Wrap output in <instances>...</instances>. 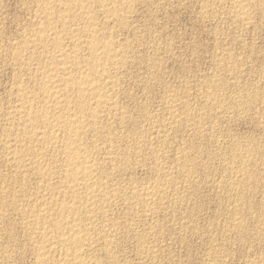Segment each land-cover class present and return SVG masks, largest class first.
Masks as SVG:
<instances>
[{
  "label": "rangeland",
  "instance_id": "374dc122",
  "mask_svg": "<svg viewBox=\"0 0 264 264\" xmlns=\"http://www.w3.org/2000/svg\"><path fill=\"white\" fill-rule=\"evenodd\" d=\"M135 1L136 0L133 1V4H132L133 7L131 6L132 7L131 10L133 9V11L134 10L135 11L134 12L130 11V17L128 15V17L130 19L128 18L127 19L128 22L126 21L129 25L126 24V22H125L124 25L119 26V28H118V26L111 28L112 24H110L109 27L111 29V32L113 30L114 33L113 32L112 33H113V35L115 34L114 37L116 36L115 37L116 39L114 38L115 41L117 43L118 42L119 43H125L126 42L128 44H131V46H130L131 49L129 48L128 54L129 55L133 54L136 56L135 57V56L131 55V56H133V57H131L128 54H127L128 56H126V58L129 57L130 60L132 59L131 60L132 62L130 60L127 61L128 59H126L127 63L128 62L129 63L128 64L126 63L125 66L123 67L122 71H121L122 72L121 75H123V74L124 75L119 76V83L121 81L122 84L120 83V85H122V87H120V85H118L117 86L118 88H116V89H118V91L116 90L117 93L118 92L119 93L123 92V93H121L122 95L118 93L117 94L118 96L116 95V97H117L116 100L118 102V105H120V103L124 104V105H120V106H122L123 108H124V106H126V108L129 111H131V114H132V115H130L131 119L134 116V119L137 121V124L139 122L140 123L137 125L136 121L135 120L133 121V119H132V121L131 120L127 121L129 118V117H127L129 115H127V114H129L130 112L128 110H126V108H125V113H126L125 114L126 115L125 120H123L121 123H119V122L118 123L117 122L112 123V124H114V126L112 125L114 128V131L116 130L114 133H117V135H119V136L121 135V137H123L122 139H121V137H118L120 141L118 139L116 141V143H118L119 146H120V144L122 145V147L120 146V149L121 148L122 149L121 150L118 149L119 146L116 144H115L114 148L113 147L105 148L108 145L107 144L104 145L103 142L102 143L100 142V143H98V146L99 145L105 146V147L103 146L104 149H101V147H99L103 151V152L102 151H100V152L104 153V154L100 153V154H98L100 157L98 155L96 157V161H98V160L101 161V163H100V161L98 162L101 166L104 163L103 161H105V162L107 161L106 157L104 160V156H105L106 151L108 152L109 150L112 149V151H110V152H113L111 155L113 161H111L109 159L111 162L110 161H107V162L109 163L108 165H111V164L112 165L114 164V165L113 166L111 165V167H112L111 168L110 166L107 165V162H106L103 165L104 168H103V166H101L102 172L104 171L106 174H107V172H109V170L111 172L107 174L108 178L104 177L105 173L104 174L100 173L102 176L100 174L99 175L106 179V182H105V179H104V181L103 180L102 181L104 182V184L106 183L105 185H107V187H106L107 191L110 190L109 193H111L112 195L116 194L115 196L118 199L116 198V200H115L114 196H113V199L115 201L112 199L109 203L104 205L103 208H101L99 210V212H96L97 214L95 215V217L93 216L94 219L95 218L98 219V221L96 219L93 220V225L95 224L94 225L95 227L94 226L93 227L94 228H96V226L98 227V228L94 229V232H96V233L102 232V233H108L109 234V232H110L109 228H111V227H112V229L114 228V232H112L113 230L111 229L110 234L113 235L115 233L114 235L117 237L114 236V238H115L114 244L115 245H113V246H115L116 248L112 247V252L113 253L115 252L116 254L120 253L121 256H120V254L116 255L115 253L114 254L112 253L113 258L108 257V259H109L108 260L107 256L105 254H103L105 256H101L102 255L101 254L102 250L100 252L101 246L98 245L94 248V250L92 252H90V259L92 262L98 261V262H96L98 264H103L102 263L103 257H105L104 258L105 259L104 264H106L108 261H109V263H113V264H119V263L120 264H207V263L208 264H252V263L253 264H260V263L264 262V260H263L264 259V250H263L264 249V236H263L264 235V206H263L264 205V195H263L264 194V182H263L264 181V160H263L264 159V148H263L264 147V0H256V1L255 0H244V1L241 0V2H240V0H238L239 3L236 2L237 6L235 3V1H237V0H235V1L234 0H208V1L207 0H146V1L145 0H139L138 2L137 1L135 2ZM203 2L205 3V5ZM230 2L231 3L233 2V3L231 4ZM245 2L246 3L248 2L247 5H249V8L245 4ZM24 3H25V5H27L28 8L26 6H24ZM241 3L245 4V10H244L245 13L248 11V9H249L248 12L251 13V14H249L247 12L246 13L247 15H242L244 17H241V15L237 16L238 18L241 17V19L242 20L244 19L245 21L244 20L241 21V19L240 18L238 19L237 17L235 18V16L239 13V10H236V9H239L237 7H240V5H242ZM0 4H1L0 5V8H1L0 9V40H2V41H0V46H1V49H3V50L0 49L1 50L0 51V104H1L0 109H2V111L0 110L1 111L0 112V119H1V118H3V113L5 112L4 113V115H5L8 111L10 112L12 107L15 105V103H13L14 101L16 102V100L14 98H17V97H13L14 94L16 96V92L14 93L15 81L17 79H19L20 77L21 78L24 77L26 79L25 76L27 75V73H24L25 71H23L24 69H22V67L19 68L20 70L18 69L17 66L20 67V65L16 64V66H15L14 61H13L14 63H11L12 62L11 61L12 56H10L11 54L9 53V49H12V47H14L15 43L17 44L19 42L20 39L18 40L17 37L20 38L22 36L23 32H25V31H26L25 33L28 32V30H29L28 28H30L31 24L34 21L31 14L34 15L35 6L32 3V0L31 1L30 0L29 1L28 0H0ZM234 4H235V6H234ZM242 6H244V5H242ZM202 7L204 8L203 10H202ZM234 7L236 8L235 11H234ZM24 8H26V9H24ZM28 9H29V12H28ZM31 11H33V13ZM131 14H133V15H131ZM134 14H136V15H134ZM227 14H228V16H227ZM234 14H236V15H234ZM246 16H248L249 19ZM245 17L247 19H245ZM31 18L33 19V21L30 20ZM131 18H132V20H131ZM100 19H101V17H99V20ZM29 21L31 22L30 25L28 24ZM130 22L133 24H131ZM25 24L27 26H25ZM126 25H128V26H126ZM121 27H124V29L123 28L121 29ZM129 27H130V31H126V30H129L128 29ZM115 28H117V29H115ZM22 29H23V32L21 31ZM114 30L116 31V33ZM123 31L124 32L126 31L127 33L126 32L123 33ZM19 32L21 33V36L19 35ZM116 34L118 36L121 35L122 38L124 37V39L121 40V36L118 37ZM134 36H136V37H134ZM139 37H140V39H139ZM118 38H120V39L118 40ZM136 39L138 40V42ZM16 40H18V41H16ZM129 42H131V43H129ZM11 43H12V45L10 46L9 44H11ZM135 43H136V47H134ZM5 44H8V45H5ZM139 44H141V45H139ZM132 45H133V47H132ZM142 45H144V46H142ZM147 45H148V47H147ZM2 46L3 47L5 46V47L3 48ZM6 47H7V52L5 51ZM132 51H133V53L130 54V52H132ZM2 52L3 53L5 52L6 54L8 53V55L9 54L10 55L8 57H6L7 55H5V53L2 54ZM139 55L141 56V58L139 57ZM133 60H134V62H133ZM144 65H146V66H144ZM128 66H129V68H128ZM16 67L20 72L16 69ZM124 68H125V70H124ZM17 71L19 73L22 72L21 74L22 75L24 74V75L19 76L20 74ZM125 71L127 72L128 75L125 73ZM147 75H149V76H147ZM210 75H211V77H210ZM12 76H14V77H12ZM124 76L125 77L128 76V77L125 78ZM120 77H124V79L120 78ZM148 78H149V80H148ZM137 79H139V80H137ZM209 79H211V80H209ZM204 80H206V81H204ZM208 83H211V84H208ZM219 83H221V84H219ZM10 84L13 86H11ZM143 84H144V86H143ZM210 85H211V87H210ZM215 85H216V87H215ZM29 86L31 87L32 84L30 85V83H29ZM11 87H12V90L10 91ZM119 89L121 90V92L119 91ZM212 92H214L216 95L213 94ZM256 92H258V93L256 94ZM8 94H11V95H8ZM171 94H172V96H171ZM9 96H11V98ZM119 96H121V99ZM118 97L120 99V102H119ZM9 98L11 100H9ZM231 99L233 102L230 101ZM236 99H238V100H236ZM166 100L169 102H167ZM8 101H11L10 102L11 104L8 103ZM168 103H170L171 108L173 107L172 110L171 109L169 110L170 106L168 105ZM8 104H10V105H8ZM161 104H163L164 106ZM210 104H211V106H210ZM255 107L258 110H256ZM7 108H9V109H7ZM141 108L142 109L145 108L146 112H145V109L143 110L145 113L142 112ZM4 109H5V111H3ZM6 109H7V112H6ZM165 109H167V110H165ZM164 110L165 111L169 110L170 112L168 111V113L167 112L166 113L167 114L170 113V114L167 115L166 113H164ZM187 110H188V112H187ZM251 110H252V112H251ZM139 112L142 113L141 114L142 116L140 115ZM152 112H153V114H152ZM194 112H197V113L195 114ZM148 113H150V114L148 115ZM183 113H184V116H183ZM143 114L144 115L146 114V115L144 116ZM154 114H155V117H154ZM187 114H188V116H187ZM209 114H211V115H209ZM156 115L159 117H157ZM171 115H174V116H171ZM167 116L171 117V118H169L170 120L166 118ZM203 116H204V118H203ZM142 117H143V119H142ZM149 117H152V118H149ZM177 117L178 118L180 117L181 119L184 117L185 120L182 119V121H181V119H177ZM148 118H149V120H148ZM155 118H156V122H155ZM144 119H145V121H144ZM151 119H152V122L155 123V125L152 122H150ZM171 119L173 120L172 122H170ZM124 121L128 124L123 123ZM161 121H163V122H161ZM174 121H175V123H174ZM186 121H188V122H186ZM177 122L178 123L181 122V123H179V124H181V126L179 124L176 126ZM185 122H186V124H185ZM115 123L117 124V126ZM129 123L132 125H129ZM134 123L138 126V128ZM141 123H143V124H141ZM144 123H146V124H144ZM170 123H171V125H169ZM124 124H125V126H124ZM120 125H122L123 127L122 126L119 127ZM149 125L150 126L153 125L154 128L153 127L149 128L148 127ZM164 125H166V126H164ZM129 126H131V127L133 126V127L131 128ZM158 126L159 127L161 126V127L158 128ZM182 126H183V128H182ZM186 126L187 127L189 126V127L187 128ZM195 126H196L195 130L194 129L192 130V128ZM0 127H1L0 132L3 133L1 131L2 126L0 125ZM113 128H112V130H113ZM118 128H121V130H123L124 132H122ZM124 128H125V130H124ZM142 128H144V129H142ZM147 128L149 129V132L147 131L148 130ZM131 129H133V131H131ZM138 129H141L142 133L139 132L140 130H138ZM197 129H198V131H197ZM134 130L136 131L137 134L135 133ZM157 130L158 131L160 130L159 131L160 133L156 132ZM144 131H147V132H144ZM190 131H191V133H190ZM119 132H120V134H119ZM125 132L129 133L130 135L132 134V132H134L131 135V139H130V135L125 133ZM166 132H167V135H169V136H167V137L165 136L166 137V139H165L164 135H166ZM187 132H189V133H187ZM1 133H0V137L2 136ZM124 133L126 135H129V137L126 136ZM135 134H136V136H135ZM161 134H162V136H161ZM133 135H134V137H133ZM140 135H142V136H140ZM125 137H127V138H125ZM143 137H144V139H142ZM145 137H147L146 140H149V141H146ZM162 137H164V138H162ZM134 138H137V140ZM127 139H130V142L132 144L130 142H128L129 140H127ZM132 139L134 141H131ZM138 139H141V142ZM143 140H145V141H143ZM160 140L162 143L160 142ZM163 140H165V141H163ZM122 141H123V143H120ZM137 142H138V144H137ZM146 142H148V143H146ZM149 142L151 143L150 146H149ZM163 142H165V143H163ZM183 142H185V143H183ZM134 143H136V146L137 145L138 146L136 147ZM141 143H145V144H141ZM125 144H127L128 146ZM133 145L135 146V148H138L141 145L143 147L145 145H147V146L145 148H143L142 146L139 147L140 148L139 156L137 153L129 152L132 155L133 154H136V155H133V158H134L133 159L132 156H130L131 154H129V157L126 160V161H128L127 162L128 165L127 164H125L126 166L122 165V163L120 162L121 159L120 160L118 159L119 162H117L118 160L116 157L119 155V153H121V155H122L125 148L126 149L129 148V149L133 150L134 149ZM168 146H169V148H168ZM0 147H2V144L0 145ZM123 147H124V149H123ZM109 148H111V149H109ZM146 148L149 150L147 151ZM151 148H154V150H151ZM250 148H252V149H250ZM255 148H256V150H255ZM2 149L3 148H1L0 151L1 152L3 151V154H2V156H0V158L4 157L3 155L5 154L4 153L5 151ZM142 149H143L144 153H142ZM155 150H156V152H155ZM159 150L161 153L157 152ZM149 151H150V153H149ZM215 151L217 154L215 153ZM247 151L251 152V153H245ZM1 152H0V154H1ZM146 152H147V154L144 155ZM162 153H164V155ZM237 153L241 156H239ZM150 154H152V156ZM185 154H186V156H185ZM243 154L246 156L242 157ZM113 155H114V157H113ZM121 155H119L118 158ZM142 155H143V159H142ZM156 155H157V157H156ZM134 156L135 157L137 156V157L135 158ZM250 156L254 157V158H252L253 160L251 159ZM5 157L3 160L7 159V157L6 158ZM138 157L141 158L142 160H144L145 163L141 159H139ZM144 157H146V158L148 157L147 158L148 161L147 160L145 161ZM179 157H181V158L179 159ZM186 157H188V158H186ZM113 158H115V159H113ZM120 158H122V156ZM157 158H159L162 161H160ZM182 158L184 160H186V159L187 160L184 161ZM239 158H241V160H239ZM129 159L132 160L131 164H129V162H131V160H129ZM1 160L2 159H0V174H2V175H0V190L2 189L1 192H3L4 194L0 192V199H1L0 204H3V205H0V206H2V207H0L1 208L0 209V223L3 219H4L3 221H5V222H6V220H8V221L6 223L2 222V224H0V229L3 228V231H2V229L0 230V233L2 232L0 234V240H2V241H0V250H3V252L0 251V253H1L0 256L2 257V259H0V261L3 262V260L5 259V260H8L9 262L4 260V262L3 263L0 262V264H10V263L11 264H33L34 263L35 264L34 255L36 254V250L38 248L36 244H38L40 246L41 245V244H39L40 240H38V238L36 239V235L34 233L36 231L35 230L32 231V229H34V227H32L33 225L31 223V221L25 220L21 216V213H19L18 210H14L16 207L14 202L16 204L18 203L19 205H17V206H19V207L20 206L26 207V205H27V207H29L32 204L34 205L35 202L33 200L35 198L33 197V195L35 193L36 194H43L44 192L46 193V191H44V190H47V188L43 185V183L40 184L41 179L37 178V176L35 178L38 180L39 183L35 182L34 181L35 179L31 180L35 176V174H33L31 172H28V174H26L27 173L26 172L25 174L27 175L28 178L25 177V180L29 179L27 181L31 182L32 184H30L28 182V185H27V183H26L27 181L25 182L26 186L24 187V191H25V193L26 192L27 193L26 194L23 193V194L27 195L30 193V195H27L28 197L25 196V198H24L22 196L23 194L21 193L22 189L17 187L19 184H20L19 187H21V182L19 184L16 183V182H19V178H17L16 172H15L16 170L15 169L13 170V168H14L13 164L8 163L6 160L4 162L2 160V162H3V164H2ZM134 160H136V162ZM154 160L156 162H153ZM230 160H231V162H230ZM114 161H115V163L117 162L116 163L117 167H116ZM137 161H140V164L142 162V164H141L142 167H141V165H138L139 162L137 163ZM183 161L185 164H183ZM238 161L239 162L242 161L244 163V165L246 163H248V164H246L245 166H242L243 163L242 162L238 163ZM133 162H135V163L133 164ZM150 162L152 163V165ZM118 163H120V164H118ZM210 163H211V165H210ZM225 163H227V164H225ZM6 164L9 166H10V164L12 165V166H10V168L8 166L9 170L6 167L7 166ZM143 164H144L145 168H144ZM154 164L158 167L160 164V166H163V167H160V169H159L158 167L154 166ZM231 164H233V165H231ZM236 164H238L237 166H239V167H237V166L235 167ZM261 164H262V166L259 167V165H261ZM118 165H121V166L119 167ZM123 166H124L125 170L122 169ZM131 166L132 167H135V166L139 167L140 166L141 169H143V170L139 169L138 167L137 168L135 167V169H136L135 170ZM147 166L148 167L152 166V167H149V168H151V169H149ZM233 166H234V168H233ZM3 167H5V168H3ZM11 167H13V168H11ZM105 167H106V169H105ZM113 167L114 168L116 167L117 169L119 168L120 171L117 170V172H118L117 173L116 170L115 171L113 170ZM128 167H131V168H128ZM187 167L190 168L189 172H188ZM240 167H242V168L239 170ZM243 167H245V168H243ZM168 168H170V169H168ZM177 168L179 170H176ZM220 168L222 171H220ZM111 169L113 170L114 173L116 172L118 174V176L116 175V173L115 174L112 173ZM126 169L128 171L125 173ZM129 169H131V170L133 169L132 170L133 172H131ZM166 169H168V170H166ZM250 169H252V170H250ZM180 170L183 173H180ZM8 171H10V173ZM121 171L124 173H122ZM147 171H148V173H147ZM159 171H160V174L158 173ZM164 171L166 173V176L164 174ZM168 172H170V173L168 174ZM186 172H188V173H186ZM216 172H218V173H216ZM29 173H31L32 175ZM194 173H195V175H194ZM212 173H215V174H212ZM243 173H245V175ZM251 173H253V174L258 173L259 175L258 176L254 175V179H253V174H251ZM3 174L4 175L6 174V175L3 176ZM8 174H12V178H15V179L17 178L18 181L16 180V181H14V183L12 182L13 183L12 184L11 181L15 180V179L11 180V176ZM13 174L16 176H13ZM106 174H105V176H106ZM110 174H112V176H115V175L116 176L110 177ZM186 174H187V176H186ZM238 174H240L242 176L244 175V177H242ZM29 175H31V176L29 177ZM121 175H123V176H121ZM191 175H193V176H191ZM7 176L8 177L10 176V179ZM232 176H234V177H232ZM235 176H236V178H235ZM245 176H247V178H248L247 180H244V179H246ZM248 176H250V178ZM127 177H129V178H127ZM219 177H220V179H219ZM228 177H230V178H228ZM241 177H242V180L240 179ZM7 178L9 179V181ZM180 178H182V179H180ZM184 178H185V180H184ZM1 179H3V180H1ZM6 179H7L8 185L6 183H4V182H6L5 181ZM107 179H108V181H107ZM147 179H148V181H147ZM234 179H235V181H234ZM260 179H261V181H260ZM196 180H197V182H196ZM249 180H252V181H249ZM1 181H2V184H1ZM215 181H216V184H215ZM246 181H247V183H246ZM8 182H10V183H8ZM129 182L131 185L129 184ZM165 182L166 183L168 182V183L165 184ZM235 182L236 183L240 182L241 185L239 183L236 184ZM258 182H260V183L257 184ZM33 183H34V186H32ZM115 183L117 184V187H116ZM242 183H244V184H242ZM11 184H12V187H14V189L11 188V186H9ZM38 184H40V185H38ZM111 184H112V187L110 186ZM153 184L154 185L160 184V188H161V186H162V188H164V187H166L165 185H167V189L164 188V189H166V191H165L164 189L162 190V188L161 189L159 188L160 189L159 190L158 189L159 186L158 185H157L158 187L151 186ZM4 185L6 187L9 186L10 189H12V191L8 190L9 187H7V189H5L6 187ZM29 185H31L32 188H34L36 185L37 186L35 189H31V187ZM232 185H234V186H232ZM236 185H238L240 187L236 188V187H238ZM242 185H244V186H242ZM255 185H256V187H255ZM1 186H2V188H1ZM148 186L152 187V188L154 187L153 188L154 190L150 189ZM227 186H228V188H226ZM38 187H40V188H38ZM108 187H111L112 189H110ZM120 187H121V189H123L122 191H121ZM136 187H138V188H136ZM156 188L158 190H156ZM15 189H16V191L19 190L20 192L19 191H18V193L15 192ZM40 189L43 190V192L40 193L39 192V191H41ZM129 189H130V191H129ZM135 189H136V191H135ZM178 189H179V191H178ZM248 189H250L249 191L252 190V194L249 193ZM3 190L4 191L6 190V192L11 191V193L8 194V193L4 192ZM31 190H33V192L35 190L36 192L33 193ZM148 190H150L151 193ZM124 191L126 193L130 192V194H127V195H129V196L131 195L130 198H131L132 202H131L130 198H127L129 196H125L126 193H123ZM131 191H133V193H131ZM144 191H145V193L143 194ZM239 191H241V192H239ZM163 192L165 195H163ZM14 193H16L17 195H13ZM154 193H155V195H154ZM158 194L161 196L159 197ZM150 195H151V197H150ZM4 196H5V199L7 200V203L5 202L6 200L4 198H3L4 200L2 199V197H4ZM134 196H135V198H134ZM136 196H138L137 198H140V196H142L144 198V201L140 200V199H139L140 201L138 199L136 200ZM145 196H148V197H145ZM232 196H234V197H232ZM238 196H239V198H238ZM142 197H141V199H143ZM8 199H9V201H8ZM12 199H14V201H11ZM16 199H17V201H16ZM26 199H27L28 203H27ZM30 199H32V200H30ZM123 199L125 201L127 200V202H125ZM134 199L136 200V203H138V205L136 204L135 207L133 206V207L129 208L128 206L135 205V203H134L135 201L133 202ZM19 200L22 201V203H20ZM119 200H120V202H119ZM129 200L131 203L129 202ZM112 201H114V202L112 203ZM154 201H156V203ZM4 202H5V204H7L6 206H5ZM23 202H24V204H23ZM227 202H228V204H227ZM25 203H26V205H25ZM116 203H118V204L116 205ZM149 203L152 204L153 206L149 205ZM168 203H169V205H168ZM222 203H223V205H222ZM144 204H148V206L144 205ZM157 204H159V205H157ZM161 204H163V205H161ZM8 205H9V209L7 208ZM107 205L108 206L111 205V206L108 207ZM142 205H143V208L141 207ZM11 206H13V208H10ZM106 207L109 208V210ZM145 207H146V210L143 211L142 209H145ZM250 207H251V209H250ZM3 208H5V210ZM20 208H18V209H20ZM134 208L136 209L135 211H134ZM241 208L242 209L245 208V209L242 210ZM11 209H13V210H11ZM104 209H106V211ZM107 210H108V213H107ZM150 210H152V211H150ZM155 210L157 213H153V212H155ZM6 211L10 214L13 211H16V212H18L17 213L18 215L15 214L16 212L15 213L13 212V214L10 217L9 214L6 213ZM243 211H244V213H242ZM1 212H3V213H1ZM103 212L107 215L105 216ZM140 212H142V213H140ZM147 213H148V215L150 214L151 217H150V215L147 216ZM5 214H7L8 216ZM253 214H254V216H253ZM19 215L21 217H19ZM125 215L127 217H125ZM153 215H155L154 218H153ZM1 216H5V218L2 217L3 218L2 219ZM101 216H102V218H101ZM109 216H112V217L109 218ZM16 218H18V219H16ZM100 218H101L102 222H100L101 221ZM261 219H262V221H261ZM13 220H14V222L12 223ZM20 220H22V223L24 222V224H22ZM104 220H106V222L107 221L108 222L113 221V222H109V223L107 222V225H105L106 222H104ZM15 221L17 223L19 221L20 225H22V226L24 225L25 227L19 226V224H17ZM240 221H242V223L245 221L246 224L245 225L242 223L240 224ZM134 222H135V224H134ZM147 222H148V224H147ZM238 222L240 225L238 224ZM254 222H256V223L254 224ZM10 223H12V224H10ZM96 223H97V225H96ZM112 223H114V224H112ZM234 223H237L238 225L234 224ZM98 224H100V226ZM4 225H6V227H4ZM8 225H10V227ZM110 225H111V227H110ZM114 225H115V227H114ZM241 225H243V226L241 227ZM239 226L241 227V229L243 228L242 231H240L241 229ZM253 226H256L257 228H255V227L253 228ZM105 228H107V229H105ZM115 228L119 231L116 230L117 231L116 232ZM128 228H129V230H128ZM233 228H235L236 230ZM24 229L29 230V231H26V230L24 231ZM244 229H246L247 231ZM256 229H257V231H255ZM12 231H15V235L18 234L17 237L15 235H11ZM16 231H17V233H16ZM241 232L242 233L244 232L243 234H245V235H243ZM245 232H247V233H245ZM248 232H252L253 234L248 233ZM7 233H8V235L10 234V236H7ZM24 233H26V234H24ZM28 233H30L29 234L30 237L28 236ZM239 233L241 234V236L239 235ZM257 233H258V235H257ZM13 234H14V232H13ZM25 235H26V237H25ZM238 235H239V237H238ZM250 235H251V237H250ZM259 235H261V236H259ZM1 236H2V238L5 237L4 241H3V239H1ZM6 236H7V238H9L8 240H6L7 239ZM11 236H12V239H11ZM123 236H125L127 238V240ZM233 236L235 238H233ZM15 237L18 240L14 239ZM22 237H23V239H22ZM118 237H120V239H122L123 241L120 240ZM136 237H139L140 240L137 239ZM261 237H263L262 238L263 240L261 239ZM19 238L21 239V241L22 240L23 241L20 242ZM24 238L25 239L27 238L28 241H27V239L25 241ZM29 239L30 240L32 239L31 241L33 243H35V246H34V244L31 245L32 242L30 243ZM246 239H248V240H246ZM251 239L252 240L256 239V240H253L254 241L253 242ZM12 240H14L15 242L14 241L12 242ZM118 240L121 241L122 243L118 244V243H120ZM124 240H125V244H124ZM140 241H141V243H140ZM247 241H249V242H247ZM260 241H261V243H260ZM27 242H29L30 244L29 243L27 244ZM243 242H245V243H243ZM6 243L8 244L9 248L6 246L7 245ZM137 243H139V244H137ZM142 243H144V244H142ZM248 243H250V244H248ZM11 244H13V246ZM17 245H18V249H16ZM137 245H138V247L139 246L140 247L138 248ZM141 245H143V246H141ZM4 246H6L7 248L6 247L4 248ZM10 246H12V247H10ZM31 246H33V247H31ZM13 247L15 248V250L13 249ZM97 247H100V248H97ZM142 247H143V250L140 249ZM30 248H32L33 250H31ZM114 248L116 251L114 250ZM219 248H221V249H219ZM20 249H22L24 251H22ZM27 249H29L30 251H28ZM11 250H13V251H11ZM96 250L98 251V253H95V252H97ZM117 250H119V251H117ZM221 250H222V252H221ZM6 251H8V252H6ZM16 251H21L24 254L23 253L21 254V252H16ZM31 251L33 253L35 252V254L33 255ZM160 251H162V252H160ZM29 252H30V254H29ZM121 252H123V253H121ZM155 252H157V253H155ZM9 253H11L12 255L11 254L9 255ZM137 253L140 255H138ZM207 253H209V254H207ZM97 254H99V255L97 256ZM146 254H148V257H145V256H147ZM152 254H155V256ZM2 255H4V256H2ZM207 255H209V256H207ZM261 255H262L263 259L261 258ZM116 256L119 259L122 258V260L117 259ZM139 256L140 257L142 256L143 259L141 257V259H142L141 260ZM10 257H12V258H10ZM96 257H98V259H96ZM219 257H220V259H219ZM14 258H16V259H14ZM99 258L100 259L102 258L101 261ZM115 258L119 262L116 261ZM9 259H12V261ZM136 259H137V261H136ZM14 260H16V261H14ZM139 260H141V261H139ZM105 261H107V262H105ZM255 261H256V263H255ZM116 262H118V263H116ZM93 264H94V262H93ZM262 264H264V263H262Z\"/></svg>",
  "mask_w": 264,
  "mask_h": 264
},
{
  "label": "bare ground",
  "instance_id": "6f19581e",
  "mask_svg": "<svg viewBox=\"0 0 264 264\" xmlns=\"http://www.w3.org/2000/svg\"><path fill=\"white\" fill-rule=\"evenodd\" d=\"M29 1V0H28ZM31 1V0H30ZM133 1L134 0H32V3L34 4L35 6V9H34V15L31 14L32 18L30 20L33 21V23L31 24L30 28H28V32L25 33L23 32V29L20 31L22 33V36H21V33L19 32V36L20 38H18L17 36V39L19 40V42L15 45L14 47H12V49H9V54L10 56H12V62L11 63H14L15 66L16 64L20 65L17 66L18 69L22 67V69H24L23 71H25L24 73H27V75L25 76L26 79L24 77H20L19 79H17L15 81V91L14 93L16 92V96L14 94L13 97H17V98H14L16 100V102L14 101L13 103H15V105L12 107V109L10 110V112L8 113L7 112V108L6 109V114L4 115L3 113V118L0 119V125L2 126V129L1 131L3 133H1V137H0V145L2 144V147L3 148L2 150H4L5 154L3 155L4 157L6 156L7 159H5L8 163H11L13 164V170L15 169L16 171V175H17V178H19V182H16V183H20L21 182V187H19V185L17 186L18 188H21L22 191L21 193H25L24 191V187L26 186L25 185V182L29 179H27V175L28 172H31L33 174H35V176L31 179H35L34 181L35 182H38V180L35 178L37 176V178L41 179L40 181V184L43 183V185L47 188V190H44L46 191V193L44 192L43 194H34L33 198L34 200V205L30 204L31 206L27 207L26 203V207H19L17 205H19L18 203L16 204L14 202V204L16 205L15 209L14 210H18L19 213H21V216L25 219V220H30L31 223H32V227H34L33 230H35L36 232L35 235H36V239L38 238V240H40L39 244H41L40 246L38 244L37 245V250H36V254L35 252L33 253L32 251V254L34 255L35 257V264H94L98 261H91L90 259V252H92L94 250V248L98 245L101 246V249H100V252H101V256H107V259L108 257L109 258H113V255H112V247H115L113 245L114 244V234H110L111 232V225L109 228L110 232L109 234L108 233H96L94 232V229L98 228L96 226V228H94L95 224L93 225V220H97V218H93V216L95 217V215L97 214L96 212H99V210L101 208H103L104 205H106L107 203H109L112 199H113V196H114V199L116 200V194H111L109 193V191H107V185L104 184V179L103 177H101L102 173L104 174L105 172L103 171L102 172V168L101 166L104 165V163H106L107 161H113L112 160V153L113 152H110L112 151L109 150L108 152L106 151L105 153V156H104V160H105V157L107 159V161H103L104 163L100 166V164L98 163L100 160L96 161V157L98 154H100L102 151L101 149H104V145H108L107 147L105 148H108V147H113L116 145H118V143H116L117 139L119 140L118 137H121V135H117V133H114V124H112L113 122H119L121 123L123 120H125V117H126V113H125V108L126 106H124V108L120 105H124V104H121L118 105V102L116 100V95L119 93H117L118 88L117 86L120 85L119 83V76H123L121 75V71L123 69V67L125 66V64L127 63V61L130 60V58H126V56H128L129 54V48L131 46V44H128L126 43H117L115 41V37L113 35V30L111 32V29L109 27L110 24H112V27H117L119 28V26H123L124 23L127 21V19L130 17V11H133V9L131 10V8L133 7L132 4H133ZM137 2L139 0H136ZM135 1V2H136ZM146 1V0H145ZM208 1V0H207ZM235 1V0H234ZM244 1V0H243ZM256 1V0H255ZM2 2V1H1ZM141 2V1H140ZM157 2V1H156ZM159 2V1H158ZM218 2V1H217ZM239 3L238 0L235 1V3ZM241 2V0H240ZM27 3V2H26ZM30 3V2H29ZM28 3V4H29ZM204 3V2H203ZM202 3V4H203ZM207 3V2H206ZM210 3V2H209ZM231 3V2H230ZM233 3V2H232ZM231 3V4H232ZM237 3H236V6H237ZM251 3V2H250ZM249 3V4H250ZM258 3V2H257ZM242 5H240V7H237L239 9H236L234 7V11L235 9L236 10H239V13L235 16V18L239 15H241V17H244L242 15H247L245 13V4L247 5L248 2L245 4L241 3ZM255 4V3H254ZM259 4V3H258ZM1 5V4H0ZM30 5V4H29ZM28 5V6H29ZM32 5V4H31ZM205 5V3H204ZM239 5V4H238ZM24 6L27 7V5H25L24 3ZM132 6V7H131ZM235 6V4H234ZM248 8H249V5H247ZM246 6V7H247ZM255 6V5H254ZM33 7V6H32ZM149 7V6H148ZM216 7V6H215ZM28 8V7H27ZM209 8V7H208ZM221 8V7H220ZM1 9V8H0ZM5 9V8H4ZM26 9V8H24ZM33 9V8H32ZM204 8L202 7V10ZM228 9V8H227ZM258 9V8H257ZM31 10V9H30ZM27 11V10H26ZM135 11V10H134ZM133 11V12H134ZM206 11V10H205ZM221 11V10H220ZM233 11V12H234ZM28 12H29V9H28ZM33 13V11H31ZM132 12V13H133ZM211 12V11H210ZM5 13V12H4ZM205 13V12H204ZM228 13V12H227ZM235 13V12H234ZM249 13V12H248ZM30 14V13H29ZM210 14V13H209ZM215 14V13H214ZM251 14V13H249ZM129 15V17H128ZM133 15V14H131ZM136 15V14H134ZM212 15V14H211ZM214 16V15H213ZM228 16V14H227ZM232 16V15H231ZM249 16V15H248ZM248 16H246L248 18ZM99 17H101V21L99 20ZM132 17V16H131ZM241 17H239L241 19ZM245 17V19H247ZM250 17V16H249ZM238 18V17H237ZM238 18V19H239ZM252 18V17H251ZM130 19V18H129ZM233 19V18H232ZM231 19V20H232ZM249 19V18H248ZM29 20V19H28ZM132 20V18H131ZM235 20V19H234ZM244 20V19H243ZM241 19V21H243ZM240 21V20H239ZM245 21V20H244ZM247 21V20H246ZM128 22V21H127ZM126 22V24H128ZM132 22V21H131ZM130 22V23H131ZM236 22V21H235ZM249 22V21H248ZM30 21H29V25H30ZM24 24V23H23ZM27 24V23H26ZM25 24V26H27ZM133 24V23H131ZM137 24V23H136ZM129 25V24H128ZM126 25V26H128ZM125 26V27H126ZM132 27V26H131ZM2 28V27H1ZM27 28V27H26ZM25 28V29H26ZM124 29V27H121V29ZM242 28V27H241ZM3 29V28H2ZM117 29V28H115ZM129 30H126V31H130V27L128 28ZM115 31V30H114ZM118 31V30H117ZM121 31V30H120ZM125 31V32H126ZM122 32V31H121ZM123 31V33H125ZM134 32V31H133ZM138 32V31H137ZM25 33V34H24ZM116 33V31H115ZM127 33V32H126ZM122 34V33H121ZM138 34V33H137ZM117 35V34H116ZM120 35V34H119ZM141 35V34H140ZM118 36V35H117ZM121 36V35H120ZM118 36V37H120ZM127 36V35H126ZM2 37V36H1ZM10 37V36H9ZM129 37V36H128ZM136 37V36H134ZM13 38V37H12ZM115 38V39H114ZM15 39V38H14ZM120 38H118L119 40ZM124 39V37L122 38L121 36V40ZM130 39V38H129ZM134 39V38H133ZM138 39V38H137ZM136 39V40H137ZM140 39V37H139ZM16 40V41H18ZM2 41V40H0ZM15 41V40H14ZM127 41V40H126ZM132 41V40H131ZM135 41V40H134ZM153 41V40H152ZM121 42V41H120ZM123 42V41H122ZM133 42V41H132ZM138 42V40H137ZM3 43V42H2ZM13 43V42H12ZM9 44L10 46L12 45ZM131 43V42H129ZM134 43V42H133ZM132 43V44H133ZM4 44V43H3ZM143 44V43H142ZM2 45V44H1ZM5 45H8V44H5ZM141 45V44H139ZM9 46V47H10ZM144 46V45H142ZM150 46V45H149ZM3 47V46H2ZM5 47V46H4ZM3 47V48H4ZM133 47V45H132ZM136 47V43H135V46ZM148 47V45H147ZM157 47V46H156ZM167 47V46H166ZM154 48V47H153ZM163 48V47H162ZM0 49H1V46H0ZM131 49V48H130ZM3 50V49H1ZM0 50V51H1ZM133 50V49H132ZM136 50V49H135ZM150 50V49H149ZM5 51L7 52V47L5 49ZM169 51V50H168ZM136 52V51H135ZM5 53V52H4ZM2 52V54H4ZM133 53L130 52V54ZM128 54V55H127ZM139 54V53H138ZM5 55H7L6 57H8V53ZM133 55V54H131ZM129 55V56H131ZM144 55V54H143ZM221 55V54H220ZM135 56V55H133ZM131 56V57H133ZM5 57V58H6ZM136 57V56H135ZM139 57L141 58V56L139 55ZM3 58V57H2ZM10 58V59H11ZM139 58V59H140ZM147 58V57H146ZM4 59V58H3ZM2 59V60H3ZM126 59H128L126 61ZM148 59V58H147ZM150 59V58H149ZM153 59V58H152ZM217 59V58H216ZM132 60V59H131ZM130 60V61H131ZM10 61V60H9ZM14 61V62H13ZM132 62V61H131ZM134 62V60H133ZM141 62V61H140ZM157 62V61H156ZM218 62V61H217ZM10 63V62H9ZM129 63V62H128ZM127 63V64H128ZM147 63V62H146ZM149 63V62H148ZM233 63V62H232ZM141 64V63H140ZM143 64V63H142ZM158 64V63H157ZM241 64V63H240ZM131 65V64H130ZM129 65V66H130ZM13 66V65H12ZM14 66V67H15ZM128 66V68H129ZM133 66V65H132ZM138 66V65H137ZM146 66V65H144ZM233 66V65H232ZM16 67V69H17ZM127 67V66H126ZM153 67V66H152ZM155 67V66H154ZM158 67V66H157ZM156 67V68H157ZM241 67V66H240ZM13 68V67H12ZM133 68V67H132ZM135 68V67H134ZM227 68V67H226ZM230 68V67H229ZM17 69V70H18ZM127 69V68H126ZM131 69V68H130ZM149 69V68H148ZM160 69V68H159ZM235 69V68H234ZM233 69V70H234ZM238 69V68H237ZM20 70V69H19ZM18 70V71H19ZM125 70V68H124ZM128 70V69H127ZM150 70V69H149ZM161 70V69H160ZM17 71V72H18ZM146 71V70H145ZM16 72V71H15ZM20 72V71H19ZM18 72V73H19ZM131 72V71H130ZM22 73V72H21ZM19 73L21 76L22 74ZM124 73V72H123ZM125 73L127 74V72L125 71ZM129 73V72H128ZM235 73V72H234ZM131 74V73H130ZM129 74V75H130ZM134 74V73H133ZM17 75V74H16ZM24 75V74H23ZM22 75V76H23ZM128 75V74H127ZM238 75V74H237ZM149 76V75H147ZM156 76V75H155ZM236 76V75H235ZM234 76V77H235ZM14 77V76H12ZM125 77V76H124ZM124 77H120V78H123ZM128 77V76H126ZM125 77V78H126ZM137 77V76H136ZM211 77V75H210ZM134 78V77H133ZM154 78V77H153ZM221 78V77H220ZM13 79V78H12ZM16 79V78H15ZM146 79V78H145ZM121 80V79H120ZM139 80V79H137ZM149 80V78H148ZM211 80V79H209ZM217 80V79H216ZM219 80V79H218ZM123 81V80H122ZM153 81V80H152ZM206 81V80H204ZM14 82V81H13ZM134 82V81H133ZM148 82V81H147ZM150 82V81H149ZM211 82V81H210ZM29 83L30 85L32 84V86L30 87L29 86ZM124 83V82H123ZM137 83V82H136ZM153 83V82H152ZM207 83V82H206ZM213 83V82H212ZM13 84V83H12ZM122 84V83H121ZM208 84H211V83H208ZM221 84V83H219ZM11 85V84H10ZM213 85V84H212ZM217 85V84H216ZM215 85V87H216ZM13 86V85H11ZM144 86V84H143ZM230 86V85H229ZM235 86V85H234ZM8 87V86H7ZM120 87H122V85H120ZM119 87V88H120ZM211 87V85H210ZM14 88V87H13ZM126 88V87H125ZM219 88V87H218ZM124 89V88H123ZM144 89V88H143ZM142 89V90H143ZM147 89V88H146ZM214 89V88H213ZM236 89V88H235ZM240 89V88H239ZM256 89V88H255ZM12 90V87L10 89V91ZM117 90V91H116ZM145 90V89H144ZM205 90V89H204ZM254 90V89H253ZM119 91L121 92V90L119 89ZM223 91V90H222ZM243 91V90H242ZM252 91V90H251ZM250 91V92H251ZM147 92V91H146ZM186 92V91H185ZM239 92V91H238ZM12 93V92H11ZM123 93V92H121ZM119 93V94H121ZM211 93V92H210ZM213 94H215L214 92H212ZM258 92H256L257 94ZM13 94V93H12ZM187 94V93H186ZM208 94V93H207ZM212 94V95H213ZM8 95H11V94H8ZM122 95V94H121ZM168 95V94H167ZM166 95V96H167ZM211 95V96H212ZM216 95V94H215ZM214 95V96H215ZM228 95V94H227ZM118 96V95H117ZM147 96V95H146ZM172 96V94H171ZM177 96V95H176ZM210 96V95H209ZM257 96V95H256ZM11 98V96H9ZM12 97V98H13ZM120 99H121V96H119ZM118 97V99H119ZM129 97V96H128ZM144 97V96H143ZM164 97V96H163ZM195 97V96H194ZM208 97V96H207ZM206 97V98H207ZM225 97V96H224ZM254 97V96H253ZM4 98V97H3ZM9 98V100H11ZM165 98V97H164ZM167 98V97H166ZM169 98V97H168ZM198 98V97H197ZM232 98V97H231ZM241 98V97H240ZM250 98V97H249ZM120 99H119V102H120ZM126 99V98H125ZM247 99V98H246ZM258 99V98H257ZM144 100V99H143ZM180 100V99H179ZM184 100V99H183ZM202 100V99H201ZM238 100V99H236ZM245 100V99H244ZM6 101V100H5ZM167 101V100H166ZM189 101V100H188ZM205 101V100H204ZM203 101V102H204ZM232 101V99L230 100ZM11 101H8V103H10ZM122 102V101H121ZM169 102V101H167ZM172 102V101H171ZM182 102V101H181ZM209 102V101H208ZM233 102V101H232ZM236 102V101H235ZM164 103V102H163ZM178 103V102H177ZM249 103V102H248ZM11 104V103H10ZM8 104V105H10ZM167 104V103H166ZM240 104V103H239ZM251 104V103H250ZM1 105V104H0ZM13 105V104H12ZM11 105V106H12ZM163 105V104H161ZM168 106L169 107V110L171 108V105L170 103H168ZM186 105V104H185ZM234 105V104H233ZM237 105V104H236ZM7 106V105H6ZM139 106V105H138ZM164 106V105H163ZM173 106V105H172ZM211 106V104H210ZM3 107V106H2ZM167 107V106H166ZM230 107V106H229ZM138 109V108H137ZM142 109V108H141ZM145 109V108H144ZM142 109L141 111L144 112ZM168 109V108H167ZM165 109V110H167ZM175 109V108H174ZM188 109V108H187ZM190 109V108H189ZM194 109V108H193ZM197 109V108H196ZM207 109V108H206ZM216 109V108H215ZM245 109V108H244ZM256 109V107H255ZM2 111V109H0ZM126 110H128L126 108ZM162 110V109H161ZM160 110V111H161ZM164 110V113H168V111H165ZM214 110V109H213ZM218 110V109H217ZM224 110V109H223ZM241 110V109H240ZM250 110V109H249ZM258 110V109H256ZM0 111V112H1ZM5 111V109L3 110ZM129 111V110H128ZM177 111V110H176ZM179 111V110H178ZM181 111V110H180ZM184 111V110H183ZM195 111V110H194ZM201 111V110H200ZM205 111V110H204ZM207 111V110H206ZM237 111V110H236ZM130 113L127 114L129 116L128 120H131L133 119V121L135 120L134 119V116L132 117V119L130 118V115L131 114V111H129ZM145 112H146V109H145ZM144 112V113H145ZM170 112V111H169ZM172 112V111H171ZM188 112V110H187ZM202 112V111H201ZM209 112V111H208ZM216 112V111H215ZM252 112V110H251ZM140 113V112H139ZM166 113V114H167ZM174 113V112H173ZM178 113V112H177ZM195 114L197 112H194ZM204 113V112H203ZM227 113V112H226ZM232 113V112H231ZM240 113V112H239ZM263 113V112H262ZM142 113H140L141 115ZM150 113H148L149 115ZM153 114V112H152ZM151 114V115H152ZM158 114V113H157ZM170 114V113H169ZM167 114V115H169ZM172 114V113H171ZM176 114V113H175ZM174 114V115H175ZM179 114V113H178ZM186 114V113H185ZM190 114V113H189ZM192 114V113H191ZM200 114V113H199ZM205 114V113H204ZM215 114V113H214ZM221 114V113H220ZM223 114V113H222ZM139 115V116H140ZM144 115V114H143ZM146 115V114H145ZM144 115V116H145ZM174 115H171V116H174ZM177 115V114H176ZM180 115V114H179ZM211 115V114H209ZM225 115V114H224ZM256 115V114H255ZM142 116V115H141ZM143 116V117H144ZM157 116V115H156ZM183 116H184V113H183ZM186 116V115H185ZM188 116V114H187ZM215 116V115H214ZM142 117V119H143ZM154 117H155V114H154ZM153 117V118H154ZM159 117V116H157ZM181 117V116H180ZM178 118L177 119H181V118ZM255 117V116H254ZM257 117V116H256ZM149 118H152V117H149ZM148 118V120H149ZM167 119L171 118L170 116L166 117ZM173 118V117H172ZM201 118V117H200ZM204 118V116H203ZM212 118V117H211ZM214 118V117H213ZM223 118V117H222ZM159 119V118H158ZM166 119V120H167ZM182 119L185 120V118L183 117ZM181 119V121H182ZM196 119V118H195ZM199 119V118H198ZM170 120V119H169ZM168 120V121H169ZM188 120V119H187ZM192 120V119H191ZM210 120V119H209ZM136 121V120H135ZM141 121V120H140ZM145 121V119H144ZM173 120L171 119L170 122H172ZM194 121V120H193ZM192 121V122H193ZM139 122V121H138ZM149 122V121H148ZM150 122H152V119L150 120ZM155 122H156V118H155ZM163 122V121H161ZM188 122V121H186ZM185 122V124H186ZM190 122V121H189ZM123 123H126L125 121ZM131 123V122H130ZM129 125H132L130 124ZM133 123V122H132ZM140 123V122H139ZM138 123V124H139ZM153 123V122H152ZM151 123V124H152ZM175 123V121H174ZM181 123V122H179ZM177 122L176 126L179 124ZM184 123V122H183ZM116 124V123H115ZM128 124V123H126ZM135 124V123H134ZM136 124H137V121H136ZM135 124V125H136ZM137 124V125H138ZM143 124V123H141ZM140 124V125H141ZM146 124V123H144ZM148 124V123H147ZM150 124V125H151ZM155 125V123H153ZM168 124V123H167ZM173 124V123H172ZM195 124V123H194ZM193 124V125H194ZM113 125V126H112ZM119 125V124H118ZM123 125V124H122ZM122 125H120L119 127H121ZM136 125V126H137ZM148 126L149 128L150 127H153L152 126ZM171 125V123L169 124ZM181 126V124H179ZM184 125V124H183ZM190 125V124H189ZM192 125V126H193ZM198 125V124H197ZM117 126V124H116ZM125 126V124H124ZM128 126V125H127ZM144 126V125H143ZM147 126V125H146ZM157 126V125H156ZM155 126V127H156ZM162 126V125H161ZM160 126V127H161ZM166 126V125H164ZM202 126V125H201ZM123 127V126H122ZM131 127V126H129ZM133 127V126H132ZM131 127V128H132ZM158 126V128H160ZM168 127V126H167ZM166 127V128H167ZM174 127V126H173ZM185 127V126H184ZM187 127V126H186ZM189 127V126H188ZM187 127V128H188ZM191 127V126H190ZM205 127V126H204ZM1 128V127H0ZM113 128V130H112ZM126 128V127H125ZM124 128V130H125ZM138 128V126H137ZM136 128V129H137ZM154 128V127H153ZM163 128V127H162ZM165 128V127H164ZM172 128V127H171ZM183 128V126H182ZM196 126L192 128V130L194 129L195 130ZM203 128V127H202ZM121 130V128H118ZM134 129V128H133ZM133 129H131V131H133ZM144 129V128H142ZM148 129V128H147ZM146 129V130H147ZM186 129V128H185ZM205 129V128H204ZM128 130V129H127ZM130 130V129H129ZM140 130L139 132L142 133V130L141 129H138ZM162 130V129H161ZM119 131V130H118ZM117 131V132H118ZM122 132H124L123 130H121ZM135 131V130H134ZM149 132V129L147 130ZM147 131H144V132H147ZM160 131V130H159ZM158 130L156 132H159ZM165 131V130H164ZM176 131V130H175ZM174 131V132H175ZM183 131V130H182ZM198 131V129H197ZM196 131V132H197ZM208 131V130H207ZM138 132V131H137ZM143 132V133H144ZM185 132V131H184ZM127 133V132H125ZM124 133V134H125ZM134 132H132L133 134ZM136 133V131H135ZM140 133V134H141ZM160 133V132H159ZM158 133V134H159ZM189 133V132H187ZM191 133V131H190ZM120 134V132H119ZM122 134V133H121ZM129 134V133H127ZM131 134V135H132ZM137 134V133H136ZM135 134V136H136ZM147 134V133H146ZM157 134V133H156ZM126 135V134H125ZM124 135V136H125ZM130 135V134H129ZM129 135H126L129 137ZM131 135H130V139H131ZM143 135V134H142ZM140 135V136H142ZM164 135V134H163ZM123 136V135H122ZM138 136V135H137ZM162 136V134H161ZM167 137L169 135H167V132H166V135H164V137ZM134 137V135H133ZM151 137V136H150ZM157 137V136H156ZM162 137V138H164ZM165 137V139H166ZM123 137H121L122 139ZM127 138V137H125ZM124 138V139H125ZM138 138V137H137ZM137 138H134L137 140ZM141 138V137H140ZM147 137H145V140H146ZM154 138V137H153ZM158 138V137H157ZM130 139H127L129 140L128 142H130ZM144 139V137L142 138ZM159 139V138H158ZM157 139V140H158ZM176 139V138H175ZM193 139V138H192ZM196 139V138H195ZM135 140V141H136ZM140 140L141 142V139H138ZM143 140V141H145ZM170 140V139H169ZM173 140V139H172ZM120 141V140H119ZM131 141H134L133 139ZM146 141H149V140H146ZM156 141V140H155ZM165 141V140H163ZM167 141V140H166ZM183 141V140H182ZM192 141V140H191ZM104 143V147L101 145L98 146V143ZM139 142V141H138ZM137 142V144H138ZM161 142V140H160ZM194 142V141H193ZM197 142V141H196ZM232 142V141H231ZM120 143H123L120 142ZM126 143V142H125ZM131 143V142H130ZM148 143V142H146ZM162 143V142H161ZM165 143V142H163ZM185 143V142H183ZM129 144V143H128ZM132 144V143H131ZM135 146H136V143H134ZM141 144H145V143H141ZM150 142H149V146H150ZM191 144V143H190ZM189 144V145H190ZM198 144V143H197ZM127 145V144H125ZM130 145V144H129ZM196 145V144H195ZM229 145V144H228ZM240 145V144H239ZM250 145V144H249ZM119 146V145H118ZM117 146V147H118ZM120 146L122 147V145L120 144ZM120 146L118 147V149H120ZM128 146V145H127ZM132 146V145H131ZM134 146V145H133ZM134 146V149H126L123 151L122 155L121 153H119V155L122 156V158H118V156L116 157L117 160L121 159L120 162L122 163V165H125L127 164L128 165V161H126L129 157V152H134V153H137L138 156L140 154V148L141 146H139L138 148H135ZM138 146V145H137ZM136 146V147H137ZM147 145H145L143 148H145ZM154 146V145H153ZM157 146V145H156ZM178 146V145H177ZM186 146V145H185ZM232 146V145H231ZM235 146V145H234ZM237 146V145H236ZM242 146V145H241ZM101 147V149L99 148ZM116 147V148H117ZM182 147V146H181ZM184 147V146H183ZM115 148V149H116ZM131 148V147H130ZM150 148V147H149ZM165 148V147H164ZM169 148V146H168ZM172 148V147H171ZM178 148V147H177ZM223 148V147H222ZM253 148V147H252ZM250 148V149H252ZM264 148V147H263ZM114 149V150H115ZM122 149V148H121ZM120 149V150H121ZM124 149V147H123ZM147 149V148H146ZM161 149V148H160ZM234 149V148H233ZM108 150V149H107ZM149 149H147L148 151ZM151 150H154V148H151ZM158 150V149H157ZM179 150V149H178ZM224 150V149H223ZM242 150V149H241ZM256 150V148H255ZM105 151V150H104ZM146 151V150H145ZM163 151V150H162ZM166 151V150H165ZM170 151V150H169ZM202 151V150H201ZM250 151V150H249ZM254 151V150H253ZM1 152V151H0ZM103 152V151H102ZM117 152V151H116ZM115 152V153H116ZM119 152V151H118ZM153 152V151H152ZM156 152V150H155ZM157 152H160L157 151ZM181 152V151H180ZM213 152V151H212ZM241 152V151H240ZM142 153L143 152V149H142ZM150 153V151H149ZM161 153V152H160ZM175 153V152H174ZM183 153V152H182ZM216 153V151H215ZM235 153V152H234ZM245 153H251V152H245ZM3 154V151L1 152L0 156H2ZM101 154H104V153H101ZM117 154V153H116ZM147 152L144 154L146 155ZM159 154V153H158ZM164 155V153H162ZM161 154V155H162ZM217 154V153H216ZM220 154V153H219ZM232 154V153H231ZM238 154V153H237ZM236 154V155H237ZM242 154V153H241ZM128 155V156H127ZM133 155H136V154H133ZM133 155L131 154L130 156H132L133 158ZM152 156V154H150ZM154 155V154H153ZM184 155V154H183ZM195 155V154H194ZM211 155V154H210ZM239 155V154H238ZM249 155V154H248ZM255 155V154H254ZM257 155V154H256ZM99 156V155H98ZM103 156V155H102ZM150 156V157H151ZM155 156V155H154ZM153 156V157H154ZM166 156V155H165ZM186 156V154H185ZM188 156V155H187ZM223 156V155H222ZM241 156V155H239ZM243 156H246V155H242ZM4 157H1L0 159H4ZM5 157V158H6ZM100 157V156H99ZM114 157V155H113ZM135 157V156H134ZM137 157V156H136ZM135 157V158H136ZM141 157V156H140ZM149 157V158H150ZM157 157V155H156ZM162 157V156H161ZM174 157V156H173ZM208 157V156H207ZM231 157V156H230ZM241 157V158H242ZM251 157V156H250ZM102 158V157H101ZM131 158V157H130ZM139 158V157H138ZM137 158V159H138ZM145 158V161L147 160L146 157ZM155 158V157H154ZM160 158V157H159ZM157 158V159H159ZM181 157H179L180 159ZM188 158V157H186ZM196 158V157H195ZM222 158V157H221ZM237 158V157H236ZM235 158V159H236ZM241 158H239V160H241ZM254 158V157H251V159ZM263 158V157H262ZM99 159V158H98ZM110 159V160H109ZM115 159V158H113ZM134 159V158H133ZM136 159V160H137ZM141 159V158H139ZM138 159V160H139ZM142 159H143V155H142ZM141 159V160H142ZM151 159V158H150ZM156 159V160H157ZM183 159V158H182ZM219 159V158H218ZM231 159V158H230ZM233 159V158H232ZM247 159V158H246ZM245 159V160H246ZM250 159V160H251ZM1 160V162H2ZM3 160V162L5 161ZM119 160L117 162H119ZM131 160V159H129ZM136 160H134L136 162ZM152 160V159H151ZM160 160V159H159ZM184 160V159H183ZM187 160V159H186ZM184 160V161H186ZM194 160V159H193ZM213 160V159H212ZM244 160V159H243ZM242 160V161H243ZM253 160V159H252ZM264 160V159H263ZM110 161V162H111ZM144 162V160H142ZM148 161V160H147ZM150 161V160H149ZM162 161V160H160ZM182 161V160H181ZM183 161V164H185ZM207 161V160H206ZM225 161V160H224ZM236 161V160H235ZM234 161V162H235ZM241 161V162H242ZM2 162V164H3ZM116 162V163H117ZM133 162V164L135 163ZM139 162L138 165H141L140 164V161H137V163ZM153 162H156L155 160ZM159 162V161H158ZM201 162V161H200ZM231 162V160H230ZM238 161V163H241ZM244 162V161H243ZM242 162V163H243ZM248 162V161H247ZM6 163V162H5ZM101 163V161H100ZM113 163V162H112ZM115 163V161H114ZM115 163V165H116ZM132 163V160L131 162H129V164ZM136 163V164H137ZM145 163V162H144ZM148 163V162H147ZM151 163V162H150ZM175 163V162H174ZM203 163V162H202ZM209 163V162H208ZM237 163V162H236ZM10 164V166H12ZM109 163L107 162V165ZM120 164V163H118ZM161 164V163H160ZM159 164V167L156 166L154 164V166L158 167L160 169V167H163V166H160ZM166 164V163H165ZM182 164V163H181ZM187 164V163H186ZM205 164V163H204ZM227 164V163H225ZM235 164V163H234ZM248 164V163H246ZM245 164V165H246ZM250 164V163H249ZM7 165V164H6ZM5 165V166H6ZM106 165V166H107ZM112 165V164H111ZM111 165H108L111 167ZM114 165V164H113ZM112 165V166H113ZM152 165V163H151ZM211 165V163H210ZM233 165V164H231ZM238 164L235 165V167L237 166ZM244 163L242 166H245ZM252 165V164H251ZM254 165V164H253ZM4 166V165H3ZM9 165H7L6 167L8 168ZM9 166V168H10ZM119 167L121 165H118ZM126 166V165H125ZM144 166V164H143ZM196 166V165H195ZM205 166V165H204ZM219 166V165H218ZM225 166V165H224ZM250 166V165H249ZM255 166V165H254ZM253 166V167H254ZM262 166L259 165V167ZM117 167V165H116ZM115 167V168H116ZM132 167V166H131ZM131 167H128V168H131ZM136 167V166H135ZM135 167H132L135 169ZM138 167V166H137ZM136 167V168H137ZM142 167V165H141ZM141 167L139 166L138 168L141 169ZM148 167V166H147ZM149 167H152V166H149ZM148 167V168H149ZM155 167V168H156ZM186 167V166H185ZM190 167V166H189ZM230 167V166H229ZM239 167V166H237ZM248 167V166H247ZM246 167V168H247ZM251 167V166H250ZM249 167V168H250ZM5 168V167H3ZM8 168V170H9ZM104 168V166H103ZM112 168V167H111ZM113 167V170L117 172V170H119V168L115 169ZM145 168V166H144ZM167 168V167H166ZM182 168V167H181ZM188 168V167H187ZM186 168V169H187ZM203 168V167H202ZM234 168V166H233ZM242 167L239 168V170L241 169ZM245 168V167H243ZM106 169V167H105ZM108 169V168H107ZM110 169V168H109ZM124 166H123V168ZM147 169V168H146ZM151 169V168H149ZM157 169V168H156ZM164 169V168H163ZM170 169V168H168ZM166 169V170H168ZM189 169L188 168V172H189ZM192 169V168H191ZM214 169V168H213ZM216 169V168H215ZM231 169V168H230ZM229 169V170H230ZM238 169V168H237ZM253 169V168H252ZM250 169V170H252ZM261 169V168H260ZM112 170V169H111ZM112 170V173H114ZM131 172H133L131 169H129ZM136 170V169H135ZM143 170V169H141ZM148 170V169H147ZM176 170H179L178 168ZM238 170V171H239ZM5 171V170H4ZM12 171V170H11ZM107 171V170H106ZM120 171V170H119ZM128 170L126 169L125 173L127 172ZM149 171V170H148ZM147 171V173H148ZM155 171V170H154ZM184 171V170H183ZM220 171L221 168H220ZM257 171V170H256ZM259 171V170H258ZM10 173V171H8ZM7 172V173H8ZM14 172V171H13ZM12 172V173H13ZM27 172V173H26ZM111 171L109 170L108 173H110ZM115 172V173H116ZM122 172V171H121ZM130 172V173H131ZM145 172V171H144ZM157 172V171H156ZM163 172V171H162ZM186 172V173H188ZM219 172V171H218ZM216 172V173H218ZM232 172V171H231ZM241 172V171H240ZM246 172V171H245ZM249 172V171H248ZM252 172V171H251ZM254 172V171H253ZM263 172V171H262ZM26 173V174H25ZM29 173V174H31ZM101 173V174H100ZM114 173V174H115ZM118 173V172H117ZM116 173V175L118 176V174ZM124 173V172H122ZM153 173V172H152ZM151 173V174H152ZM160 174V171L158 172ZM170 172H168L169 174ZM180 173H183L181 170H180ZM222 173V172H221ZM235 173V172H234ZM250 173V172H249ZM248 173V174H249ZM256 173V172H255ZM101 176H100V175ZM106 174V173H105ZM104 174V177H107V174L105 176ZM121 174V173H120ZM119 174V175H120ZM164 174L166 176V173L164 171ZM197 174V173H196ZM212 174H215V173H212ZM223 174V173H222ZM221 174V175H222ZM245 175V173H243ZM253 174V173H251ZM2 175V174H0ZM6 175V174H5ZM3 174V176H5ZM11 176V180L12 179H15V178H12V174H8ZM13 174V176H16ZM26 175V176H25ZM32 175V174H31ZM29 175V177L31 176ZM115 175V176H116ZM124 175V174H123ZM121 175V176H123ZM126 175V174H125ZM129 175V174H128ZM183 175V174H182ZM195 175V173H194ZM210 175V174H209ZM217 175V174H216ZM230 175V174H229ZM240 175V174H238ZM237 175V176H238ZM244 175H240L242 177H244ZM254 175H259L258 173L257 174H253V179H254ZM10 176L8 177L10 179ZM112 176V174H110V177ZM115 176H112V177H115ZM149 176V175H148ZM155 176V175H154ZM162 176V175H161ZM187 176V174H186ZM193 176V175H191ZM213 176V175H212ZM256 176V177H257ZM25 177H27L25 180ZM189 177V176H188ZM216 177V176H215ZM222 177V176H221ZM234 177V176H232ZM242 177L240 178L242 180ZM246 179L244 180H247V176H245ZM250 178V176H248ZM260 177V176H259ZM5 178V177H4ZM7 178V179H8ZM15 179V180H10L11 183L14 181H18V179ZM108 178V177H107ZM129 178V177H127ZM135 178V177H134ZM164 178V177H163ZM230 178V177H228ZM236 178V176H235ZM238 178V177H237ZM252 178V177H251ZM262 178V177H261ZM7 179L5 180L7 184ZM8 179V181H9ZM126 179V178H125ZM182 179V178H180ZM196 179V178H195ZM194 179V180H195ZM220 179V177H219ZM233 179V178H232ZM239 179V178H238ZM259 179V178H258ZM257 179V180H258ZM3 180V179H1ZM103 180V181H102ZM112 180V179H111ZM121 180V179H120ZM131 180V179H130ZM129 180V181H130ZM185 180V178H184ZM183 180V181H184ZM243 180V181H244ZM108 181V179H107ZM114 181V180H113ZM117 181V180H116ZM127 181V180H126ZM148 181V179H147ZM163 181V180H162ZM190 181V180H189ZM219 181V180H218ZM217 181V182H218ZM235 181V179H234ZM238 181V180H237ZM240 181V180H239ZM249 181H252V180H249ZM261 181V179H260ZM28 182L27 181V185H28ZM33 182V181H32ZM105 182H106V179H105ZM110 182V181H109ZM152 182V181H151ZM197 182V180H196ZM254 182V181H253ZM252 182V183H253ZM257 182V181H256ZM264 182V181H263ZM10 183V182H8ZM12 183V184H13ZM15 183V184H16ZM30 184H32L31 182H29ZM39 183V182H38ZM112 183V182H111ZM118 183V182H117ZM168 183V182H167ZM165 182V184H167ZM178 183V182H177ZM190 183V182H189ZM230 183V182H229ZM234 183V182H233ZM236 183V182H235ZM240 184V182H237ZM236 183V184H237ZM245 183V182H244ZM242 183V184H244ZM247 183V181H246ZM260 182H258L257 184H259ZM1 184H2V181H1ZM12 184L9 185L11 186V188L14 189V187H12ZM37 184V183H36ZM38 184V185H40ZM116 184V183H115ZM123 184V183H122ZM130 184V182H129ZM174 184V183H173ZM201 184V183H200ZM212 184V183H211ZM215 184H216V181H215ZM218 184V183H217ZM221 184V183H220ZM8 185V184H7ZM42 185V186H43ZM114 185V184H113ZM119 185V184H118ZM131 185V184H130ZM143 185V184H142ZM158 185V184H157ZM157 185H151V186H156L158 187V189L160 188V184L157 186ZM188 185V184H187ZM195 185V184H194ZM203 185V184H202ZM209 185V184H208ZM235 185V184H234ZM232 185V186H234ZM241 185V184H240ZM3 186V185H2ZM1 186V188H2ZM5 186V185H4ZM7 186V187H9ZM14 186V185H13ZM16 186V185H15ZM31 187V185H29ZM28 186V187H29ZM34 186V183L33 185ZM37 186V185H36ZM36 186L34 188L31 187V189H35ZM41 186V187H42ZM43 186V187H44ZM112 187V184L110 185ZM120 186V185H119ZM167 189V185H165ZM220 186V185H219ZM238 186V185H236ZM244 186V185H242ZM246 186V185H245ZM6 187V186H5ZM7 187L5 189H7ZM27 187V188H28ZM111 187H108L110 189H112ZM116 187H117V184H116ZM140 187V186H139ZM143 187V186H142ZM141 187V188H142ZM149 187V186H148ZM224 187V186H223ZM240 186L236 187V188H239ZM256 187V185H255ZM40 188V187H38ZM37 188V189H38ZM131 188V187H130ZM138 188V187H136ZM146 188V187H145ZM150 189H153L152 187H149ZM162 188V186H161ZM160 188V189H161ZM162 188V190L164 189ZM175 188V187H174ZM186 188V187H185ZM194 188V187H193ZM219 188V187H218ZM228 188V186L226 187ZM233 188V187H232ZM248 188V187H247ZM246 188V189H247ZM20 189V190H21ZM42 189V188H41ZM40 189V190H41ZM45 189V188H44ZM121 189V187H120ZM156 188V190H158ZM159 189V190H160ZM166 189H164L166 191ZM181 189V188H180ZM189 189V188H188ZM8 190H11L10 187ZM18 190V189H17ZM26 190V189H25ZM28 190V189H27ZM123 189H121L122 191ZM133 190V189H132ZM142 190V189H141ZM145 190V189H144ZM154 190V189H153ZM161 190V191H162ZM237 190V189H236ZM250 189H248L249 191ZM2 191V189L0 190V192ZM4 191V190H3ZM11 191L9 192H6V190L4 192L6 193H11ZM19 191V190H18ZM18 191H16L15 189V192L18 193ZM33 192V190H31ZM115 191V190H114ZM118 191V190H117ZM126 191V190H125ZM123 192V193H126V192ZM130 191V189H129ZM136 191V189H135ZM150 191V190H148ZM164 191V192H165ZM179 191V189H178ZM242 191V190H241ZM239 191V192H241ZM247 191V190H246ZM257 191V190H256ZM20 192V191H19ZM34 192H36L34 190ZM33 192V193H34ZM40 193L43 192V190L39 191ZM38 192V193H39ZM163 192V195H165ZM236 192V191H235ZM3 193V192H1ZM27 193V192H26ZM25 193V194H26ZM29 193V192H28ZM122 193V194H123ZM131 193H133V191H131ZM139 193V192H138ZM137 193V194H138ZM142 193V192H141ZM145 193V191L143 192V194ZM147 193V192H146ZM151 193V191H150ZM157 193V192H156ZM161 193V192H160ZM180 193V192H179ZM232 193V192H231ZM249 193L252 194V190L249 191ZM254 193V192H253ZM4 194V193H3ZM2 194V195H3ZM21 194V195H22ZM127 194H130V192L126 193L125 196H129ZM135 194V193H134ZM133 194V195H134ZM140 194V193H139ZM142 194V195H143ZM255 194V193H254ZM253 194V195H254ZM12 195V194H11ZM13 195H17L16 193H14ZM27 195H30L27 194ZM27 195H22L24 198L25 196ZM32 195V194H31ZM149 195V194H148ZM155 195V193H154ZM159 195V194H158ZM167 195V194H166ZM264 195V194H263ZM8 196V195H7ZM21 196V197H22ZM119 196V195H118ZM131 196V195H130ZM127 197V198H130ZM161 195H159L160 197ZM242 196V195H241ZM9 197V196H8ZM28 197V196H27ZM138 196H136V200L140 199V200H143L144 201V198L142 196H140V198H137ZM141 197L143 199H141ZM145 197H148V196H145ZM151 197V195H150ZM149 197V198H150ZM234 197V196H232ZM231 197V198H232ZM5 199V196L2 197V199ZM11 198V197H10ZM30 198V197H29ZM28 198V199H29ZM120 198V197H119ZM126 198V199H127ZM135 198V196H134ZM180 198V197H179ZM230 198V199H231ZM239 198V196H238ZM241 198V197H240ZM3 199V200H4ZM15 199V198H14ZM14 199H12L11 201H14ZM22 199V198H21ZM113 199V200H114ZM118 199V198H117ZM125 199V198H124ZM123 199V200H124ZM133 199V198H132ZM148 199V198H147ZM152 199V198H151ZM236 199V198H235ZM1 200V199H0ZM6 200V199H5ZM23 200V199H22ZM32 200V199H30ZM114 200V201H115ZM131 200V198H130ZM129 200V202H130ZM136 200L134 199L133 202L135 203V205H132V206H128L129 208L130 207H135L136 204L138 205V203H136ZM139 200V201H140ZM153 200V199H152ZM151 200V201H152ZM158 200V199H157ZM164 200V199H163ZM169 200V199H168ZM179 200V199H178ZM238 200V199H237ZM243 200V199H242ZM248 200V199H247ZM9 201V199H8ZM17 201V199H16ZM20 201V200H19ZM18 201V202H19ZM27 201V199H26ZM112 201V203L114 202ZM125 201V200H124ZM142 201V202H143ZM149 201V200H148ZM167 201V200H166ZM227 201V200H226ZM239 201V200H238ZM3 202V201H2ZM7 203V200L5 201ZM4 202V204H5ZM120 202V200H119ZM123 202V201H122ZM127 202V200L125 201ZM132 202V200H131ZM130 202V203H131ZM138 202V201H137ZM156 203V201H154ZM159 202V201H158ZM170 202V201H169ZM180 202V201H179ZM183 202V201H182ZM241 202V201H240ZM247 202V201H246ZM9 203V202H8ZM12 203V202H11ZM20 203H22V201H20ZM28 203V201H27ZM32 203V202H31ZM133 203V204H134ZM145 203V202H144ZM165 203V202H164ZM233 203V202H232ZM231 203V204H232ZM10 204V203H9ZM13 204V203H12ZM24 204V202H23ZM28 204V205H29ZM115 204V203H114ZM118 203H116L117 205ZM228 204V202H227ZM226 204V205H227ZM234 204V203H233ZM0 205H3V204H0ZM7 204H5L6 206ZM24 205V206H25ZM113 205V204H112ZM144 205H147L148 204H144ZM149 205H152L149 203ZM159 205V204H157ZM156 205V206H157ZM163 205V204H161ZM169 205V203H168ZM223 205V203H222ZM108 206V205H107ZM111 206V205H110ZM108 206V207H110ZM114 206V205H113ZM140 206V205H139ZM153 206V205H152ZM155 206V205H154ZM231 206V205H230ZM257 206V205H256ZM264 206V205H263ZM262 206V207H263ZM2 207V206H0ZM127 207V206H126ZM127 207V208H128ZM138 207V206H137ZM143 208V205L141 206ZM181 207V206H180ZM222 207V206H221ZM229 207V206H228ZM252 207V206H251ZM250 207V209H251ZM9 209V205L7 207ZM10 208H13V206H11ZM20 208V209H18ZM107 208V207H106ZM121 208V207H120ZM128 208V209H129ZM150 208V207H149ZM154 208V207H153ZM183 208V207H182ZM181 208V209H182ZM247 208V207H246ZM1 209V208H0ZM5 210V208H3ZM2 209V210H3ZM109 210V208H107ZM111 209V208H110ZM133 209V208H132ZM141 209V208H140ZM236 209V208H235ZM242 209V208H241ZM245 209V208H244ZM242 209V210H244ZM1 210V211H2ZM7 210V209H6ZM13 210V209H11ZM106 211V209H104ZM103 210V211H104ZM108 210H107V213H108ZM136 209L134 208V211ZM143 211L146 210V207L145 209H142ZM153 210V209H152ZM150 210V211H152ZM223 210V209H222ZM228 210V209H227ZM241 210V211H242ZM247 210V209H246ZM104 211V212H105ZM131 211V210H130ZM133 211V212H134ZM154 211V210H153ZM160 211V210H159ZM165 211V210H164ZM229 211V210H228ZM248 211V210H247ZM246 211V212H247ZM12 212V211H11ZM14 213L16 211H13ZM13 212L10 214L6 211V213L9 214V216L11 217V215L13 214ZM102 212V211H101ZM103 212V213H104ZM128 212V211H127ZM138 212V211H137ZM146 212V211H145ZM223 212V211H222ZM226 212V211H225ZM224 212V213H225ZM245 212V213H246ZM3 213V212H1ZM18 212H16L15 214H17ZM95 213V214H94ZM113 213V212H112ZM118 213V212H117ZM124 213V212H123ZM130 213V212H129ZM142 213V212H140ZM139 213V214H140ZM149 213V212H148ZM147 213V216H149ZM153 213H157L156 210L155 212ZM164 213V212H163ZM244 213V211L242 212ZM252 213V212H251ZM14 214V215H15ZM232 214V213H231ZM4 215V214H3ZM7 215V214H5ZM18 215V214H17ZM101 215V214H100ZM99 215V216H100ZM104 215L106 216L107 214L104 213ZM111 215V214H110ZM142 215V214H141ZM8 216V215H7ZM16 216V215H15ZM19 215V217H21ZM155 215H153V218H154ZM239 216V215H238ZM254 216V214H253ZM258 216V215H257ZM5 216H1V218ZM112 217V216H109V218ZM114 217V216H113ZM125 217H127L125 215ZM132 217V216H131ZM130 217V218H131ZM141 217V216H140ZM146 217V216H145ZM151 217V215H150ZM157 217V216H156ZM234 217V216H233ZM248 217V216H247ZM9 218V217H8ZM15 218V217H14ZM102 218V216H101ZM100 218V220H101ZM104 218V217H103ZM108 218V217H107ZM245 218V217H244ZM3 219V218H2ZM18 219V218H16ZM22 219V218H21ZM112 219V218H111ZM142 219V218H141ZM152 219V218H151ZM4 220V219H3ZM1 221L0 224H2V222H5V221ZM6 220V219H5ZM10 220V219H9ZM15 220V219H14ZM14 220L12 221V223L14 222ZM107 220V219H106ZM106 220H104V222H106ZM136 220V219H135ZM231 220V219H230ZM242 220V219H241ZM244 220V219H243ZM8 220H6L7 222ZM11 221V220H10ZM21 223H22V220H20ZM29 221V222H30ZM96 221V222H97ZM115 221V220H114ZM142 221V220H141ZM262 221V219H261ZM5 222V223H6ZM16 222V221H15ZM95 222V221H94ZM102 222V220L100 221ZM108 222V221H107ZM107 222L105 223V225H107ZM109 222H113V221H109ZM108 222V223H109ZM131 222V221H130ZM245 222V221H244ZM242 223V221H240V224H246L245 223ZM259 222V221H258ZM10 223V224H12ZM17 223V222H16ZM15 223V224H16ZM99 223V222H98ZM115 223V222H114ZM112 223V224H114ZM256 222H254L255 224ZM19 226H22L20 225L19 221L18 223ZM24 224V222L22 223ZM28 224V223H27ZM26 224V225H27ZM101 224V223H100ZM100 224H98L100 226ZM103 224V223H102ZM135 224V222H134ZM133 224V225H134ZM138 224V223H137ZM148 224V222H147ZM234 224H237V223H234ZM239 224V222H238ZM237 224V225H238ZM239 224V225H240ZM7 225V224H6ZM6 225H4V227H6ZM97 225V223H96ZM109 225V224H108ZM125 225V224H124ZM129 225V224H128ZM249 225V224H248ZM260 225V224H259ZM3 226V225H2ZM10 227V225H8ZM94 226V227H93ZM150 226V225H149ZM154 226V225H153ZM233 226V225H232ZM236 226V225H235ZM243 225H241L242 227ZM247 226V225H246ZM251 226V225H250ZM22 227H25L24 225ZM31 227V226H30ZM106 227V226H105ZM115 227V225H114ZM121 227V226H120ZM129 227V226H128ZM240 227V226H239ZM238 227V228H239ZM240 227V229H241ZM257 228L256 226H253V228ZM260 227V226H259ZM8 228V227H7ZM14 228V227H13ZM29 228V227H28ZM127 228V227H126ZM158 228V227H157ZM236 228V227H235ZM233 228V229H235ZM2 231H3V228H1ZM0 229V230H1ZM10 229V228H9ZM27 229V228H26ZM24 229V231L26 230ZM107 229V228H105ZM104 229V230H105ZM120 229V228H119ZM146 229V228H145ZM153 229V228H152ZM155 229V228H154ZM160 229V228H159ZM231 229V228H230ZM243 229V228H242ZM242 229L240 231H242ZM19 230V229H18ZM103 230V231H104ZM114 232V228L112 229ZM117 229L115 228V231ZM123 230V229H122ZM121 230V231H122ZM129 230V228H128ZM236 230V229H235ZM238 230V229H237ZM246 230V229H244ZM254 230V229H253ZM259 230V229H258ZM26 231H29V230H26ZM97 231V230H96ZM102 231V230H101ZM119 231V230H117ZM116 231V232H117ZM137 231V230H136ZM149 231V230H148ZM239 231V232H240ZM247 231V230H246ZM252 231V230H251ZM257 231V229L255 230ZM14 232V234H13ZM99 232V231H98ZM106 232V231H105ZM130 232V231H129ZM254 232V231H253ZM2 233V232H1ZM0 233V234H1ZM17 233V231H16ZM27 233V232H26ZM24 233V234H26ZM242 233V232H241ZM244 233V232H243ZM242 233V234H243ZM247 233V232H245ZM248 233H251L253 234L252 232H248ZM23 234V235H24ZM30 233H28V236H29ZM125 234V233H124ZM142 234V233H141ZM226 234V233H225ZM256 234V233H255ZM260 234V233H259ZM11 235H15V231H12ZM18 235V234H17ZM17 235H15L17 237ZM22 235V234H21ZM153 235V234H152ZM237 235V234H236ZM239 235L241 236V234L239 233ZM238 235V237H239ZM245 235V234H243ZM249 235V234H248ZM258 235V233H257ZM7 236H10V234L8 235L7 233ZM6 236V238H7ZM128 236V235H127ZM147 236V235H146ZM225 236V235H224ZM261 236V235H259ZM264 236V235H263ZM4 237V236H3ZM16 237L14 239H16ZM19 237V236H18ZM24 237V236H23ZM22 237V239H23ZM26 237V235H25ZM30 237V236H29ZM117 237V236H115ZM125 237V236H123ZM149 237V236H148ZM156 237V236H155ZM244 237V236H243ZM251 237V235H250ZM249 237V238H250ZM5 238V237H4ZM4 238H2L1 236V239H3L4 241ZM120 239V237H118ZM126 238V237H125ZM137 239H139V237H136ZM146 238V237H145ZM144 238V239H145ZM151 238V237H150ZM157 238V237H156ZM215 238V237H214ZM219 238V237H218ZM233 238H235L233 236ZM246 238V237H245ZM244 238V239H245ZM263 237H261L262 239ZM9 238H7L6 240H8ZM11 239H12V236H11ZM27 239V238H26ZM26 239L24 238V240L26 241ZM136 239V240H137ZM258 239V238H257ZM18 240V239H16ZM20 242L21 239L19 238ZM32 240V239H31ZM29 239V242L31 243V241ZM122 240V239H120ZM127 240V238H126ZM133 240V239H132ZM140 240V239H139ZM142 240V239H141ZM228 240V239H227ZM242 240V239H241ZM248 240V239H246ZM252 240V239H251ZM250 240V241H251ZM253 240H256V239H253ZM252 240V241H253ZM263 240V239H262ZM2 241V240H0ZM14 240H12L13 242ZM28 241V239H27ZM119 241V240H118ZM123 241V240H122ZM138 241V240H137ZM136 241V242H137ZM143 241V240H142ZM244 241V240H243ZM251 241V242H252ZM10 242V241H9ZM15 242V241H14ZM17 242V241H16ZM27 242V244L29 243ZM38 242V241H37ZM117 242V241H116ZM120 243L118 244H121L122 242L119 241ZM128 242V241H127ZM126 242V243H127ZM130 242V241H129ZM144 242V241H143ZM151 242V241H150ZM212 242V241H211ZM249 242V241H247ZM254 242V241H253ZM257 242V241H256ZM5 243V242H4ZM8 243V242H7ZM6 243V244H7ZM19 243V242H18ZM29 243V244H30ZM141 243V241H140ZM148 243V242H147ZM223 243V242H222ZM234 243V242H233ZM236 243V242H235ZM245 243V242H243ZM261 243V241H260ZM10 244V243H9ZM26 244V243H25ZM24 244V245H25ZM35 246V243H31V245ZM124 244H125V240H124ZM128 244V243H127ZM139 244V243H137ZM144 244V243H142ZM150 244V243H149ZM250 244V243H248ZM13 246V244H11ZM129 245V244H128ZM214 245V244H213ZM247 245V244H246ZM259 245V244H258ZM3 246V245H2ZM8 247V244L6 245ZM4 246V248L6 247ZM10 246V247H12ZM16 246V245H15ZM26 246V245H25ZM117 246V245H116ZM122 246V245H121ZM143 246V245H141ZM6 247V248H7ZM27 247V246H26ZM25 247V248H26ZM29 247V246H28ZM33 247V246H31ZM118 247V246H117ZM138 247V245H137ZM140 247V246H139ZM138 247V248H139ZM212 247V246H211ZM219 247V246H218ZM251 247V246H250ZM3 248V249H4ZM9 248V247H8ZM21 248V247H20ZM24 248V249H25ZM97 248H100V247H97ZM96 248V249H97ZM116 248V247H115ZM114 248V250H115ZM119 248V247H118ZM11 249V248H10ZM13 249L15 250V248L13 247ZM16 249H18V245L16 247ZM31 250H33L32 248H30ZM143 250V247L140 248ZM139 249V250H140ZM155 249V248H154ZM212 249V248H211ZM221 249V248H219ZM5 250V249H4ZM22 250V249H20ZM28 251H30L29 249H27ZM223 250V249H222ZM221 250V252H222ZM264 250V249H263ZM3 252V250H0ZM13 251V250H11ZM10 251V252H11ZM24 251V250H22ZM26 251V250H25ZM97 251V250H96ZM116 251V250H115ZM119 251V250H117ZM122 251V250H121ZM138 251V250H137ZM226 251V250H225ZM8 252V251H6ZM16 252H21V251H16ZM145 252V251H144ZM158 252V251H157ZM155 252V253H157ZM162 252V251H160ZM233 252V251H232ZM263 252V251H262ZM23 252H21L22 254ZM26 253V252H25ZM28 253V252H27ZM95 253H98L95 252ZM115 253V252H114ZM113 253V254H114ZM123 253V252H121ZM140 253V252H139ZM147 253V252H146ZM1 254V253H0ZM6 254V253H5ZM4 254V255H5ZM11 253H9L10 255ZM15 254V253H14ZM17 254V253H16ZM19 254V253H18ZM24 254V253H23ZM30 254V252H29ZM31 254V255H32ZM94 254V253H93ZM105 254V255H103ZM116 254V253H115ZM120 254V253H118ZM116 254V255H118ZM138 254V253H137ZM141 254V253H140ZM138 254V255H140ZM209 254V253H207ZM2 255V256H4ZM7 255V254H6ZM5 255V256H6ZM12 255V254H11ZM99 254H97L98 256ZM147 256L145 257H148V254H146ZM150 255V254H149ZM155 256V254H152ZM151 255V256H152ZM217 255V254H216ZM221 255V254H220ZM235 255V254H234ZM22 256V255H21ZM121 256V254H120ZM119 256V257H120ZM143 256V255H142ZM141 256V257H142ZM209 256V255H207ZM212 256V255H211ZM219 256V255H218ZM236 256V255H235ZM254 256V255H253ZM1 257V256H0ZM19 257V256H18ZM33 257V258H34ZM115 257V256H114ZM125 257V256H124ZM140 257V256H139ZM140 257V259H141ZM144 257V256H143ZM142 257V259H143ZM6 258V257H5ZM9 258V257H8ZM12 258V257H10ZM20 258V257H19ZM95 258V257H94ZM105 257H103V264H104V259ZM117 258V256H116ZM115 258V259H116ZM121 258V257H120ZM235 258V257H234ZM261 258H262V255H261ZM2 259V257L0 258ZM16 259V258H14ZM21 259V258H20ZM96 259H98V257H96ZM95 259V260H96ZM100 259V258H99ZM100 259V261H101ZM119 259V258H117ZM116 259V261H118ZM141 259V260H142ZM214 259V258H213ZM220 259V257H219ZM222 259V258H221ZM263 259V258H262ZM261 259V260H262ZM5 260V259H4ZM3 260V262H4ZM12 261V259H9ZM109 260V259H108ZM119 260H122L119 259ZM139 260V261H141ZM231 260V259H230ZM258 260V259H257ZM264 260V259H263ZM5 261H8V260H5ZM16 261V260H14ZM111 261V260H110ZM137 261V259H136ZM212 261V260H211ZM220 261V260H219ZM259 261V260H258ZM1 262V261H0ZM1 262V263H3ZM9 262V261H8ZM107 262V261H105ZM119 262V261H118ZM116 262V263H118ZM125 262V261H124ZM210 262V261H209ZM226 262V261H225ZM7 263V262H6ZM101 263V262H100ZM109 261L106 263L108 264ZM154 263V262H153ZM214 263V262H213ZM256 263V261H255ZM264 263V262H262ZM260 263V264H262ZM11 264V263H10ZM34 264V263H33ZM98 264V263H96ZM109 264H113V263H109ZM120 264V263H119ZM208 264V263H207ZM253 264V263H252Z\"/></svg>",
  "mask_w": 264,
  "mask_h": 264
}]
</instances>
